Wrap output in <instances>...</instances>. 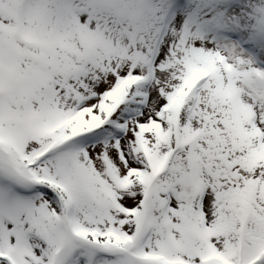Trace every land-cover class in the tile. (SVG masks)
<instances>
[{
	"label": "snow or ice",
	"instance_id": "snow-or-ice-1",
	"mask_svg": "<svg viewBox=\"0 0 264 264\" xmlns=\"http://www.w3.org/2000/svg\"><path fill=\"white\" fill-rule=\"evenodd\" d=\"M0 264H264V0H0Z\"/></svg>",
	"mask_w": 264,
	"mask_h": 264
}]
</instances>
